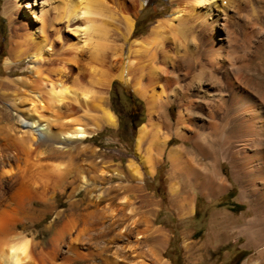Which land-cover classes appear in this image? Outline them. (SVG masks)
Wrapping results in <instances>:
<instances>
[{"label":"bare ground","instance_id":"6f19581e","mask_svg":"<svg viewBox=\"0 0 264 264\" xmlns=\"http://www.w3.org/2000/svg\"><path fill=\"white\" fill-rule=\"evenodd\" d=\"M170 1L173 13L137 38L134 16L146 0H3L10 27L5 68L11 73L25 62L27 76L0 82V99L10 97L19 115V131L0 127V264H145L144 246L161 248L165 234L153 227V210L126 226L134 203L124 195L138 198L145 178L166 161L181 219L196 214L191 187L210 199L233 189L221 172L228 164L253 213L241 218L247 222L236 228L238 238L264 258V85L250 71L264 53V0ZM114 82L145 103L148 122L138 130L136 159L125 170L106 172L82 160L75 146L93 137L80 113L97 112L91 117L96 129L116 128L105 107ZM174 106L173 121L168 110ZM6 113L0 105V116ZM174 140L181 144L171 146ZM65 158L66 169L53 161ZM13 165L39 177L30 182L18 174L3 186L11 176L4 167ZM68 186L69 209L55 211L57 194ZM48 216L50 237L38 242L28 231ZM236 223L217 215L201 250L223 244L221 232L231 237ZM194 235L185 232L184 240Z\"/></svg>","mask_w":264,"mask_h":264},{"label":"rangeland","instance_id":"374dc122","mask_svg":"<svg viewBox=\"0 0 264 264\" xmlns=\"http://www.w3.org/2000/svg\"><path fill=\"white\" fill-rule=\"evenodd\" d=\"M2 7L3 0H0V82L8 78L15 79L20 76H27L21 73V71H24L27 67V63L25 62L15 66L11 73L5 68V60L9 56L10 48V27L8 20L3 16ZM173 10L174 5L170 0H146L145 8L139 12L137 16H134L135 36L138 38L146 35L149 29L156 25L159 20L168 18L173 13ZM263 56L264 53L259 60L252 65L253 67H250L252 76H254L255 80L262 85H264ZM11 101L10 97L0 99L1 107L8 111V113H6L7 115L1 114L0 127H12L16 129V131H19L18 126L16 125L18 124L17 121L19 115L14 113L10 108ZM105 107L116 116V128L101 126L100 129H96L91 117L94 115L98 116L99 114L97 115V112H91V115L80 113L79 117L82 124L92 131L93 137L86 141V143L78 144L75 147L76 150L82 152V160H93L98 163L100 169L103 171L113 172L118 169L119 166L121 169L125 170L128 162L136 159V140L138 130L148 122L147 107L132 90L127 89L118 82L113 83ZM176 110V106L168 110L173 121L176 117ZM6 116L7 118H5ZM9 119L10 121H8ZM180 144V141L174 140L171 146ZM190 146L191 145L188 144V147ZM68 160L69 159L67 158L58 160L53 159L54 163L62 166L63 169L67 168L69 164ZM200 163L206 164L207 160L204 158L200 159ZM21 166H11L12 168L14 167V170L11 169L10 166L4 167V171L9 168L8 170L15 171L13 172L15 175L12 171L7 170L6 172H11V176L10 178H4V182L2 183L3 186H7L11 181L14 182V180L17 179L16 177H18V174L19 179H31L30 182L37 179L38 175L36 176V173H33L34 170H29L28 167H26L27 170L23 165ZM19 168L20 172L18 171ZM169 169L170 165L167 161L162 163V165L157 166L154 175L155 177H147L141 184L140 187L142 190L137 192L138 198L131 196L130 193V195H124V197H127L132 203H134L130 208V210H134V217L131 222L126 224V226L133 227V223H138L142 217L140 212L146 213L153 210L152 214H149L152 219V225L156 229H162L161 231L165 234V240L161 248H153L151 242L144 246L145 250L149 251L144 257L145 264H160L157 262V259L163 264H254V260L260 261L264 259H258L256 250H249L247 248L246 238H238L236 228L242 227L247 222L241 221V218L244 216L247 220L253 217V213L249 212L251 209L250 204L248 202H243L240 199V188L233 181L231 167L228 164L223 163L221 165V172L222 175L233 185V189L230 193L218 199H210L208 197L204 198L199 190L191 187L190 190H194L193 195L196 203V214L185 219L179 218L174 210V198L170 193L171 180L168 177ZM1 170H3L2 166H0V171ZM27 171V175L30 178L26 177V173L24 174V172ZM32 174H35V176L33 177ZM117 183L125 182L120 179H115L114 184ZM78 185H80V182L77 183V186ZM95 186L96 188L102 187L98 182ZM71 191L72 188H69L68 186L64 193L57 194V198H55L56 200L53 202L55 211H67L69 209V203L67 201ZM84 197L85 193H82L79 199H83ZM118 204L119 199L113 206L117 213L120 212ZM219 214H226L232 221H238V223L234 224V230L229 229L232 230L229 234L231 237L228 236L227 230L224 233L221 232V234H225L223 237V244H220L222 248L216 243L213 244L212 247H208L203 251L201 249L204 246L206 247L207 244L209 245L208 239L211 238L209 235L214 230L212 228V222ZM52 218L53 216H48L46 220L38 223L35 227L30 228L28 231L29 236L38 237V242H47L50 235L47 233L46 229L50 226ZM114 228L116 230L115 234H119L121 227L116 225ZM145 228L146 227L142 226L141 229L143 230ZM18 232L21 231H17V233ZM185 232H190L195 235L189 240H184ZM131 237V245L136 247L137 244H134L133 242L136 241L137 235L133 234ZM97 264H101V262L98 261Z\"/></svg>","mask_w":264,"mask_h":264},{"label":"crops","instance_id":"0c3cea01","mask_svg":"<svg viewBox=\"0 0 264 264\" xmlns=\"http://www.w3.org/2000/svg\"><path fill=\"white\" fill-rule=\"evenodd\" d=\"M231 191V190H230ZM230 191L226 194V195H228L229 193H230ZM225 196V195H224ZM223 197V196H222Z\"/></svg>","mask_w":264,"mask_h":264},{"label":"flooded vegetation","instance_id":"af4514ba","mask_svg":"<svg viewBox=\"0 0 264 264\" xmlns=\"http://www.w3.org/2000/svg\"><path fill=\"white\" fill-rule=\"evenodd\" d=\"M135 123V122H134ZM133 125V124H132Z\"/></svg>","mask_w":264,"mask_h":264}]
</instances>
